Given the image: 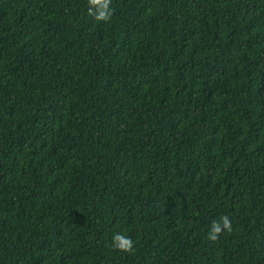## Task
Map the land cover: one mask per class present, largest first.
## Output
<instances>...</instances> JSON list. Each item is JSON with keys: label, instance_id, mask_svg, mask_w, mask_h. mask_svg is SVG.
<instances>
[{"label": "trees", "instance_id": "16d2710c", "mask_svg": "<svg viewBox=\"0 0 264 264\" xmlns=\"http://www.w3.org/2000/svg\"><path fill=\"white\" fill-rule=\"evenodd\" d=\"M111 8L0 0V264H264V0Z\"/></svg>", "mask_w": 264, "mask_h": 264}, {"label": "clouds", "instance_id": "9594fccd", "mask_svg": "<svg viewBox=\"0 0 264 264\" xmlns=\"http://www.w3.org/2000/svg\"><path fill=\"white\" fill-rule=\"evenodd\" d=\"M111 3L112 0H87L88 15L97 22L107 23L113 14ZM231 231V220L225 215L211 222L207 232V239L216 241L221 233ZM112 247L115 251L131 254L134 250V242L125 233L117 232L112 237Z\"/></svg>", "mask_w": 264, "mask_h": 264}]
</instances>
